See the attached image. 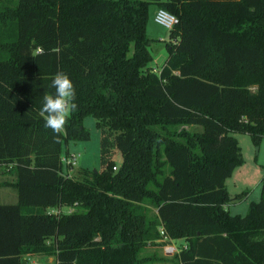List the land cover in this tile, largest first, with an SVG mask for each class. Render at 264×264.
Wrapping results in <instances>:
<instances>
[{
    "label": "trees",
    "instance_id": "obj_1",
    "mask_svg": "<svg viewBox=\"0 0 264 264\" xmlns=\"http://www.w3.org/2000/svg\"><path fill=\"white\" fill-rule=\"evenodd\" d=\"M150 6L177 18L158 71L148 66ZM57 71L78 105L58 137L39 116ZM86 115L100 130L101 168L66 176L61 155L89 138ZM232 132L264 137V0H0V162L14 174L1 184L17 195L0 202V264L27 253L139 264L158 226L185 240L178 264H264V174L244 214L226 208L247 193L229 197L224 184L242 161ZM61 205L76 207L45 210Z\"/></svg>",
    "mask_w": 264,
    "mask_h": 264
},
{
    "label": "rangeland",
    "instance_id": "obj_2",
    "mask_svg": "<svg viewBox=\"0 0 264 264\" xmlns=\"http://www.w3.org/2000/svg\"><path fill=\"white\" fill-rule=\"evenodd\" d=\"M157 7V6H155ZM154 8L150 6L148 8V15L145 22V34L149 38V44L147 45L148 52L151 59L148 66L153 71H158L159 67L166 58V49L164 42L174 41L175 37L170 38L169 29L157 24L153 21L152 16ZM253 88V86L251 87ZM95 117L86 115L82 119V124L89 131V138L85 140H69L67 148L69 151L75 153V162L71 165L69 170V176L78 177V170L81 168H87L91 170H99L101 168L99 162V151H100V130L95 125ZM175 128H185L189 131L200 130L201 125L198 124H180L174 126ZM239 146L241 162L234 166L230 171V174L224 179V184L229 191V194L238 193L242 190H246L245 196L234 199L232 202H227L230 213L244 214L246 206L249 200H257L259 197V181L261 176L264 174V137H261L257 144H255L249 135L245 132H232L231 133ZM112 160L115 165L119 164L121 155L119 151L113 149ZM168 169L167 165L163 166V172ZM160 177V176H158ZM2 189H8L14 191L10 187L0 188V202H10L11 197L2 196ZM146 216L148 218H154L155 211L152 203L145 200ZM76 206L72 205L69 207H61L66 211L73 210ZM71 208V209H70ZM173 243L177 246L180 240H173ZM161 242L154 240L146 241L138 252V256L151 257L149 260H142L139 264H178L173 254H166L162 250ZM36 260V259H35ZM32 259L30 256L22 254L20 256L21 264H30ZM35 261L34 263H36ZM40 260L38 261V263Z\"/></svg>",
    "mask_w": 264,
    "mask_h": 264
},
{
    "label": "clouds",
    "instance_id": "obj_3",
    "mask_svg": "<svg viewBox=\"0 0 264 264\" xmlns=\"http://www.w3.org/2000/svg\"><path fill=\"white\" fill-rule=\"evenodd\" d=\"M50 86L54 93L43 95L39 116L44 121V127L51 129L58 137L63 134L70 115L78 108L77 94L72 80L63 71L54 74Z\"/></svg>",
    "mask_w": 264,
    "mask_h": 264
},
{
    "label": "crops",
    "instance_id": "obj_4",
    "mask_svg": "<svg viewBox=\"0 0 264 264\" xmlns=\"http://www.w3.org/2000/svg\"><path fill=\"white\" fill-rule=\"evenodd\" d=\"M154 9L156 7H153ZM172 38V37H170ZM68 143V142H67ZM68 150V148H67ZM68 152H71L68 150ZM14 178V174L9 171V164L7 163H3V162H0V188L2 187H10V188H13L11 185H8V184H1V183H5L7 181H12ZM259 189H260V181H259ZM229 192V191H228ZM233 196V194H231ZM2 196H8V197H11V201L10 202H15L16 201V198H17V195H16V191L14 189V191H9L8 189H2ZM234 200H231L229 202H232ZM70 205H61V206H46L45 207V210L47 212H53V213H58V212H67L66 209H62V211H59L61 207H69ZM226 208L228 209L229 211V208L226 204ZM155 207H154V211H155ZM154 241L156 242H161L163 244L167 243V244H171L172 246H174L175 250L174 252H171V253H166L164 252L163 250V244H162V250L164 253L166 254H173V253H176L181 247H184L185 246V240L181 237H176V238H170V237H167L165 239H163V237H159V238H155L153 239ZM173 240H180V243L178 244L179 246L175 245L173 243ZM46 241L48 242L49 241V238L46 239ZM26 256H30L31 259H32V262H30V264H56V259H55V256L53 254H45V253H27V254H24ZM36 259V260H35ZM40 260V262L38 263V261ZM35 261H37L36 263H34Z\"/></svg>",
    "mask_w": 264,
    "mask_h": 264
},
{
    "label": "built area",
    "instance_id": "obj_5",
    "mask_svg": "<svg viewBox=\"0 0 264 264\" xmlns=\"http://www.w3.org/2000/svg\"><path fill=\"white\" fill-rule=\"evenodd\" d=\"M152 19L155 23L160 24L168 29L171 28L173 24L177 21L175 15L167 12L165 9L160 7L155 8ZM75 157V153L73 152H68L67 155H61L62 173L64 175L69 176V170L71 169V165L75 162ZM115 166V164L112 165V168L114 169ZM158 231L160 234H162L161 237H163V239L167 238V236L163 234V229L161 226H158ZM163 250L166 253H171L174 252L175 248L171 244L165 243L163 244Z\"/></svg>",
    "mask_w": 264,
    "mask_h": 264
},
{
    "label": "water",
    "instance_id": "obj_6",
    "mask_svg": "<svg viewBox=\"0 0 264 264\" xmlns=\"http://www.w3.org/2000/svg\"><path fill=\"white\" fill-rule=\"evenodd\" d=\"M232 195L229 194V197H231Z\"/></svg>",
    "mask_w": 264,
    "mask_h": 264
}]
</instances>
